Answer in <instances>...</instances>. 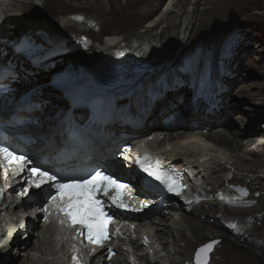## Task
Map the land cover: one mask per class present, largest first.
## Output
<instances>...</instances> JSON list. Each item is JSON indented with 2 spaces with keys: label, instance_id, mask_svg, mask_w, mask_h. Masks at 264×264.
<instances>
[{
  "label": "bare ground",
  "instance_id": "1",
  "mask_svg": "<svg viewBox=\"0 0 264 264\" xmlns=\"http://www.w3.org/2000/svg\"><path fill=\"white\" fill-rule=\"evenodd\" d=\"M161 1L0 0V71L4 77L0 85L13 87L19 80L49 68L54 57L67 53L75 46L91 49V43L103 37H107L104 43L96 44L88 55L92 56L93 62L103 61L111 68L115 64L110 58L113 60L114 56H124V60L133 63L138 59L156 62L159 58L155 60L149 57H160L164 53L161 50L163 45L177 39L167 32L178 29V20L183 19L184 25L186 24L184 34L197 22L194 31L191 28V34L196 35L200 27L212 22L214 17H211V13L213 11L215 14L217 10L216 0H209L213 8L203 11L207 20L199 22L201 15L198 12L202 0H196L192 6L193 13L186 10L189 4L187 0H170L164 6L162 19L150 20L159 11ZM37 8H44L47 19L68 36H53L45 40L38 34L27 32L19 39L6 37L3 26L9 30L14 28L30 31L27 26L41 19ZM234 9V5H231L219 10L233 12ZM178 11L183 12L182 16H179ZM147 21L146 28L141 33H135ZM163 25L167 29L158 35L157 32ZM122 32L127 33L123 40L117 38ZM187 36L179 40L182 45L186 43ZM166 37L168 41H165ZM192 39L190 36L188 40ZM189 72L190 76L184 75L185 78H182V73L178 75L179 72L174 75L162 73L161 87L158 88L155 84L154 88H143L124 104L122 113L117 111L121 104L108 99L88 101L76 94L63 97L55 89L34 93L18 105L0 110L2 124L9 125L12 116L25 122L41 124L45 120L43 112L47 104L53 101L63 104L59 118L49 125L50 129L43 137L31 138L28 134L12 133L13 141L19 142L15 138L19 136L36 142L32 150L28 149L34 156L40 149H45L42 155L54 153L61 148V143L69 139L75 128L84 126L82 142L84 150L93 157L92 164L116 168L121 162L116 161L115 156H123L120 176L128 177L127 180L133 186L138 183L147 185L140 166L136 168V172L132 169L142 153L152 152L156 155L152 161L176 168L182 178V193L185 198L168 199L164 205L155 203L152 210L155 217L148 220L150 224L147 228L133 221L118 223L117 238L111 243L116 256L111 262H107L105 254L98 258L96 264H165V259L159 256V248L167 252L168 258L174 256L171 264H185L186 261L196 264L193 263L196 249L214 240L220 243L216 244L208 264H264V255L258 254L254 249L260 245V237L264 235V229L257 227V216L264 213V195L259 198L251 196L254 192L264 190V178L249 179L245 175L246 172L258 174L260 170H264V138L254 128L257 120L253 121L251 116L240 117L243 129L233 131L227 120L226 87L220 82L208 84L206 74L201 69H190ZM27 74L29 75L26 76ZM230 83L232 85L234 81ZM15 93L12 97H16ZM238 95L252 104L257 97L244 87L240 88ZM186 97L194 98V104L189 109L182 107ZM97 104L100 106L98 116L96 120L90 121V114ZM245 109L254 113L259 111L251 106ZM221 130H225L227 134ZM158 131L167 132L168 135H161V139L156 142L143 140L142 146L136 145L142 140L132 144L135 138L144 136L147 132L159 134ZM127 169H132L131 173H135L134 180L126 173ZM232 169L235 173L230 177ZM0 171V197L2 193L6 199H10L5 203V214L0 212V222L6 223L4 235L0 233V264H68L65 252L72 244L80 246L76 232H72L73 228L56 232L54 228L47 227L52 223V216L49 215L46 221H42L45 213L40 216L37 210L39 203L45 199L40 194L41 189L30 188L21 196L19 193L28 186L24 184L23 173L14 175L8 167ZM226 176L227 179L231 178L228 183L225 181ZM233 180L236 182L233 183ZM225 184L231 185L230 188L246 186L251 195L247 197V192L246 197H240L224 189ZM145 196L155 202L160 197L150 193H145ZM206 206L209 207L208 210H204ZM23 207H30L24 215L28 217L22 220L23 223L26 222L25 229L21 222L13 220L19 217ZM203 217H207L205 221L202 220ZM217 223L224 226L223 233H218L213 228ZM142 231L146 235L151 258H143L138 254L140 247L136 243ZM20 236L22 237L19 238ZM23 239L28 241L30 250H37L31 259L25 256L24 247L27 243ZM82 248L84 264H89L99 250L92 251L85 245ZM119 256L127 259L121 261L122 257Z\"/></svg>",
  "mask_w": 264,
  "mask_h": 264
},
{
  "label": "rangeland",
  "instance_id": "2",
  "mask_svg": "<svg viewBox=\"0 0 264 264\" xmlns=\"http://www.w3.org/2000/svg\"><path fill=\"white\" fill-rule=\"evenodd\" d=\"M172 1L173 0H171V2ZM208 1L209 0H202L199 5L198 13L201 15L199 16V22L207 20V16L204 15L203 11L213 8L212 3ZM157 2H159V0H157ZM168 2H170V0H162L159 11L150 20L153 19L156 21L160 18L162 19L164 6H166ZM188 2L189 4L186 10L193 13L194 8L192 6L196 0H187V3ZM215 5L217 10L214 11L216 13L213 14V11L211 13V17H214V19L208 25L200 27L196 35L191 34V31L194 26L197 25V22L195 25L193 24L191 26L192 29L190 28L189 31H186V34H184L186 24L184 25L183 19H181V21L178 20V29L174 31L168 30L167 32V34L170 33L171 36L177 39L163 45L161 50L162 52L164 51V53L161 52L162 55L160 57H158V55H151L149 57L155 60L159 58L156 62L149 63L145 59H138L133 63L124 60V56L123 58L114 56L115 58L113 60L110 58L111 61H114L113 64H115L112 68L103 61H98L97 63L93 62L92 56L88 57V55L92 49L97 46L96 44L102 45L104 43L107 37H103L101 40H94L90 45L91 49H83L82 47L75 46L67 53L54 57L50 61L49 68L46 70L30 76L27 74L26 76L28 77L24 76L25 79L19 80L18 82L20 85H17L19 87L17 91L20 94L25 89L34 88L29 97L33 96L34 93L36 94L47 89H55L58 90L63 97L76 94L86 100H95L98 99L97 97L100 99L105 98L113 103L121 104V108L117 109V111L122 113L124 111V104L143 88H154L155 84H157L158 88L161 87L162 73L174 75L179 72L178 75L182 73V78H185L186 75L190 76V69H201L206 74L205 77L208 84L220 82L226 87V102L228 108L227 120L229 124L232 125L233 131L239 130L238 128L243 129V122L239 120L240 117L246 118L251 116L253 121L257 120L254 128L264 138V0H216ZM231 5H234L235 8L233 12L219 10ZM39 13L41 18L40 21H36L27 26L30 31H25L26 29L15 30L14 28H10V30H12L11 33L7 27L3 26V32L6 37L19 39L27 32L38 34L40 38L45 40H49L53 36H68L47 19L44 8H42V10L40 9ZM182 14L183 12H179V16H182ZM148 22L149 21L138 27L135 33H141L146 28ZM165 26L166 25L160 27L157 32L158 35L167 29V26ZM126 35V32H122L121 36L117 38L123 40L126 38ZM186 35H188L186 43L182 45L179 40L184 39ZM190 36L193 39L189 41L188 39ZM165 41H168V37H166ZM69 42L70 41H68V43ZM116 60L121 62H117ZM147 67H149V69ZM232 81H234L235 84L233 83L231 85L230 82ZM15 85L14 88H16ZM241 87H244L248 92L257 96L255 97L256 101L254 104L238 95V91H240ZM66 103L65 101L64 104ZM182 104L184 109H189L194 104V98L186 97L183 99ZM62 106L63 104L59 101H53L47 104L43 112L45 120L42 121L41 124H35L36 127L42 129L44 133L49 131L50 128L48 129V127L51 126V123L59 118ZM247 106H251V108L257 110L259 109V111L255 113L248 112L245 109ZM223 133L225 134L226 131L224 130ZM167 143L170 142L167 141ZM232 170L230 177H232L233 172L235 173V170ZM245 175H248L249 179L256 177H261L262 179L264 178V170H260L258 174H248V172H246ZM230 179L231 178L227 179L226 176V183H228ZM234 182L236 181L233 180V183ZM230 186L225 184L223 188L230 191ZM238 186L245 188L249 192L247 197L251 195L250 190L246 186ZM204 187H208L209 189L212 188V186ZM223 188L222 190H224ZM220 192L222 193V191ZM263 195L264 190L254 192L251 196L259 198L260 196L263 197ZM208 208L209 207L206 206L204 210H208ZM263 215L264 213H260L257 216V227L259 229H264ZM207 217H203L202 220L205 221ZM211 219L214 218L211 217ZM216 219L220 220L219 218ZM213 228L216 229L218 233H223L222 229L224 226L222 224L217 223V225H213ZM188 234L190 235V232H188ZM21 237L22 236L19 238ZM260 238V245L254 247V249L258 254L264 255V235H261ZM25 240L26 239H23L22 241ZM243 243L245 244V241H243ZM203 246L204 245L198 247L194 252L193 263L196 262V252ZM216 246L217 245H214L213 250L209 254V260ZM158 251H161L159 256L165 259V264H171V260L174 256L171 255L170 258H168L167 252L162 251L161 248H159ZM11 253H15V251H11ZM16 259L17 258H13V260ZM184 263L190 264L188 261Z\"/></svg>",
  "mask_w": 264,
  "mask_h": 264
},
{
  "label": "snow or ice",
  "instance_id": "3",
  "mask_svg": "<svg viewBox=\"0 0 264 264\" xmlns=\"http://www.w3.org/2000/svg\"><path fill=\"white\" fill-rule=\"evenodd\" d=\"M18 153L19 150L15 146L0 144V168L7 166L14 175L27 172L28 186L24 187L19 195H25L30 188L41 189L42 185H46L48 190L46 198L41 208L37 209L46 214L45 219L54 210L62 217L61 224H66L69 228H76L79 225L76 229V237L84 236L88 243L103 247L104 241L108 239L107 222L111 220L109 212L114 216L116 213L112 211L113 209L127 208L124 203V189L127 184L120 182L116 174L108 169H97L86 176L65 178L59 173L53 174L52 169L42 170L44 167L42 164L33 165L28 153ZM152 159L146 154L142 159L138 157L137 163L150 177L165 184L168 191L179 195L183 186L164 171L158 161L153 165ZM29 165L33 166L29 167ZM89 185L92 186L91 197L71 191L77 188L87 189ZM240 191L247 195L246 190ZM110 192L113 194L109 195ZM98 193L106 197L108 202L103 203L102 199H96ZM85 201L89 205L87 208ZM144 242L148 243L147 238ZM218 243H220L218 240H214L201 247L195 255L196 264H207V253L211 252ZM108 251L111 253L112 250L109 248ZM75 252L74 249L72 264H80Z\"/></svg>",
  "mask_w": 264,
  "mask_h": 264
},
{
  "label": "water",
  "instance_id": "4",
  "mask_svg": "<svg viewBox=\"0 0 264 264\" xmlns=\"http://www.w3.org/2000/svg\"><path fill=\"white\" fill-rule=\"evenodd\" d=\"M19 88V87H18ZM13 94V93H12ZM12 94L11 95H9L7 98H11L12 97ZM12 105H14V103L12 104ZM26 132L27 133H29V134H33V135H41V134H43V132L40 130V128H38V127H29V128H27L26 129ZM237 191H239L240 193H242V194H244L242 191H240L241 189H243V188H241V187H238V188H235ZM211 252H209V253H207V262L209 261V254H210Z\"/></svg>",
  "mask_w": 264,
  "mask_h": 264
}]
</instances>
